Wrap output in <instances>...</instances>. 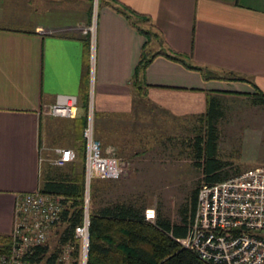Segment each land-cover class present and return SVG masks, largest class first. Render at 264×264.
<instances>
[{"label": "crops", "instance_id": "1", "mask_svg": "<svg viewBox=\"0 0 264 264\" xmlns=\"http://www.w3.org/2000/svg\"><path fill=\"white\" fill-rule=\"evenodd\" d=\"M26 1L29 8L14 5L6 16L0 11V235L11 229L15 195L37 188L49 165L41 164L42 149L75 145L89 95L100 143L143 155L164 142L160 128L186 121L189 129L203 127L210 100L252 98L255 88L264 93V0H99L92 54L86 29L90 0ZM121 4L149 19L125 16L115 9ZM147 27L163 39L152 36L147 53L179 52L201 69L157 53L145 66V84L137 93L130 80L145 42L138 28ZM57 93L77 96L75 115L45 113ZM107 146L103 154L123 160ZM231 164L228 176L260 163Z\"/></svg>", "mask_w": 264, "mask_h": 264}, {"label": "trees", "instance_id": "2", "mask_svg": "<svg viewBox=\"0 0 264 264\" xmlns=\"http://www.w3.org/2000/svg\"><path fill=\"white\" fill-rule=\"evenodd\" d=\"M91 5V0H90ZM129 17L147 21L149 17L139 14L128 6L121 4L115 7ZM91 11V7L89 9ZM129 13V14H128ZM134 24L133 21H131ZM149 26V25H148ZM145 35V42L131 76V85L137 93L145 84L143 70L150 59L157 53L179 61L187 67L201 69L200 66L189 63L182 53L172 50H157L147 53L145 46L151 37L161 35L150 28H138ZM88 44V43H87ZM232 77V76H231ZM240 78V77H236ZM253 102L264 104V93L255 88ZM87 100H83V109ZM221 115L218 102L210 100L203 114L204 126L196 128L197 132L189 137L192 163L201 169L202 181L213 183L228 176L224 169L228 162H223L217 156V129L215 119ZM80 124L79 143L76 145L77 156L66 162L65 168L47 165L39 176L38 189L44 193L58 194L62 197L63 207L53 228L52 245L46 241L36 245L27 255L32 264H80L78 255V238L74 234V226L81 221L83 197V141L81 129L84 124V113L78 118ZM76 156V157H77ZM93 180L89 186L90 205L88 207V236L84 264H210L202 260L190 248L181 245L178 239L187 235L188 223L193 217L198 186L192 188L189 195L177 209V218L171 219L157 207L153 220L144 216L145 203L135 198L115 199L105 203L95 204L98 185ZM7 241V236L0 235V243ZM64 246H69L68 259L58 261ZM6 249L0 245V250Z\"/></svg>", "mask_w": 264, "mask_h": 264}, {"label": "built area", "instance_id": "3", "mask_svg": "<svg viewBox=\"0 0 264 264\" xmlns=\"http://www.w3.org/2000/svg\"><path fill=\"white\" fill-rule=\"evenodd\" d=\"M93 36L94 30L93 35H90L91 54ZM77 101L75 94L57 93L53 102L47 105L45 113L72 117L77 110ZM81 137L82 214L81 221L74 226V234L87 248L90 182L92 179L117 175L124 165L119 157L105 155L101 151V143L94 136L91 95L87 98ZM51 152L48 162L58 166L77 156L71 147L54 146ZM62 207L60 195L44 193L38 187L18 192L15 195L7 241L0 243L6 247L0 250V264H32L27 255L34 246L48 240ZM144 216L152 219L155 217L152 210H145ZM178 240L210 264H264V163L213 183H200L187 235ZM68 251V246H64L58 261H66Z\"/></svg>", "mask_w": 264, "mask_h": 264}, {"label": "rangeland", "instance_id": "4", "mask_svg": "<svg viewBox=\"0 0 264 264\" xmlns=\"http://www.w3.org/2000/svg\"><path fill=\"white\" fill-rule=\"evenodd\" d=\"M98 2L99 0H91V13L88 23L90 35H93L94 10ZM28 3L26 0H0V11L6 16L9 8L14 7V5H19L20 8L18 9L23 10L29 8ZM80 3L82 4L83 0ZM38 5L39 2L33 8H37ZM65 5L69 6L70 4L65 2ZM1 22L14 24L10 20ZM219 108L221 115L217 122L218 140L216 145L218 158L230 164L237 161L240 163H264V104L255 103L252 98L246 97L221 102ZM85 109L86 107H84L83 113ZM184 124H188V122L180 123L179 125L182 127L160 128L157 135L162 136L161 139L165 138L164 142L161 145L154 144L148 147L145 149L147 152L143 155H139V152L133 153L129 149L117 150L113 146L106 145L116 155L122 157L124 165L122 171L117 175L104 179L96 178L95 183L98 185V191L93 202L98 205L115 199L135 198L137 201L145 203L143 213L145 210H152L155 215L158 207L162 213H166L171 219H176L179 205L183 203L192 188L199 187L200 183L203 182L201 169L192 163L193 155L189 144H187L189 137H192L197 129H189V127H184ZM142 125L140 122L135 126L139 133ZM131 132L130 140L132 145H135L136 139H138L137 132L133 129ZM167 134L168 136H166ZM170 136L171 138L167 139ZM76 139L75 145H70L67 142L65 145L76 150V145L80 142L79 138ZM53 145L56 144L50 146ZM50 146L42 149L43 152L47 149L48 155L41 152V157H43L41 164L44 161L49 163L48 157L52 155V147L50 148ZM106 146L101 143L102 152L105 151ZM77 160H80L79 156H77ZM231 166L226 165L224 170L226 172L231 171ZM93 180H91V184ZM147 219L153 220L154 218ZM51 232L47 240L49 245H52L54 238L53 229ZM81 241V239L78 240L80 264L84 251ZM68 248L70 247L68 246ZM36 264L43 263L38 262Z\"/></svg>", "mask_w": 264, "mask_h": 264}, {"label": "bare ground", "instance_id": "5", "mask_svg": "<svg viewBox=\"0 0 264 264\" xmlns=\"http://www.w3.org/2000/svg\"><path fill=\"white\" fill-rule=\"evenodd\" d=\"M82 244H83V248H84V251H83V257L85 256V251H86V246H85V244L82 242Z\"/></svg>", "mask_w": 264, "mask_h": 264}, {"label": "water", "instance_id": "6", "mask_svg": "<svg viewBox=\"0 0 264 264\" xmlns=\"http://www.w3.org/2000/svg\"><path fill=\"white\" fill-rule=\"evenodd\" d=\"M86 253V252H85ZM84 259H85V257H84ZM84 259H83V263L82 264H84Z\"/></svg>", "mask_w": 264, "mask_h": 264}]
</instances>
